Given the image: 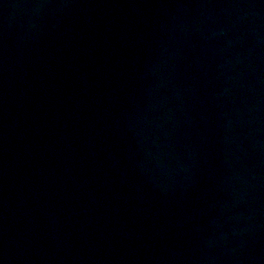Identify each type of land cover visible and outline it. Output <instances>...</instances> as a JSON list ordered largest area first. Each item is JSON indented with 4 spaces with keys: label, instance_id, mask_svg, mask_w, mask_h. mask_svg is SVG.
Returning a JSON list of instances; mask_svg holds the SVG:
<instances>
[{
    "label": "water",
    "instance_id": "obj_1",
    "mask_svg": "<svg viewBox=\"0 0 264 264\" xmlns=\"http://www.w3.org/2000/svg\"><path fill=\"white\" fill-rule=\"evenodd\" d=\"M0 264H264V0H0Z\"/></svg>",
    "mask_w": 264,
    "mask_h": 264
}]
</instances>
